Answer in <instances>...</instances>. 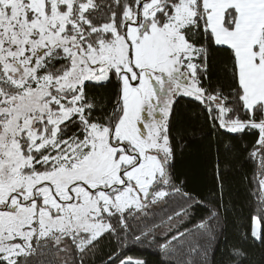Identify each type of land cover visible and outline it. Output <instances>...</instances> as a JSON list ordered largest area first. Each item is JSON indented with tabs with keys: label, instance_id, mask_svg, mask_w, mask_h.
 Instances as JSON below:
<instances>
[{
	"label": "snow or ice",
	"instance_id": "obj_1",
	"mask_svg": "<svg viewBox=\"0 0 264 264\" xmlns=\"http://www.w3.org/2000/svg\"><path fill=\"white\" fill-rule=\"evenodd\" d=\"M144 244L264 264V0H0V264Z\"/></svg>",
	"mask_w": 264,
	"mask_h": 264
},
{
	"label": "trees",
	"instance_id": "obj_2",
	"mask_svg": "<svg viewBox=\"0 0 264 264\" xmlns=\"http://www.w3.org/2000/svg\"><path fill=\"white\" fill-rule=\"evenodd\" d=\"M190 107V105H189ZM249 137L245 138V142H247V140H249ZM257 162L254 161H247L245 162L244 165V174L248 177V180L245 182H240V176L236 177L237 180V186L239 188V200L241 202H247V201H252L253 204L255 203V197H253L250 194V189L256 187L255 185L252 184L251 180L252 177L255 175L256 170H257ZM193 188H195V190L200 194V195H204L206 194V186L203 184H194V185H190L189 190H192ZM249 208L245 207L244 211L239 213L240 217H243V219H241L239 221V223L242 226H248L250 225V219H249ZM197 218H199V216L203 215V213L201 211H197L196 213ZM229 239H233V237L230 235ZM127 255H131V256H135V257H139L141 259H143L146 264H162L161 261V256L160 253L158 251L157 248L155 247H151L148 246L147 244L144 245H131L130 247H128L126 250ZM217 258H219V253H217ZM256 261H259V256L257 255L256 257Z\"/></svg>",
	"mask_w": 264,
	"mask_h": 264
}]
</instances>
